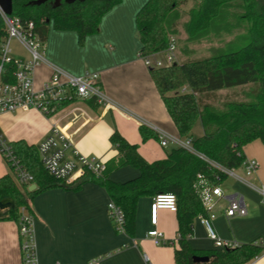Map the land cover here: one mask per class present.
<instances>
[{
	"label": "crops",
	"instance_id": "0c3cea01",
	"mask_svg": "<svg viewBox=\"0 0 264 264\" xmlns=\"http://www.w3.org/2000/svg\"><path fill=\"white\" fill-rule=\"evenodd\" d=\"M146 1L121 0L102 17L98 32L86 37L82 45L76 32L57 31L50 26L43 42V61L34 69L33 84L37 90L49 80L55 68L73 77L85 73L99 75L101 88L113 106L105 108L93 100L68 103L60 111V115L65 116L60 121V128L80 154L105 164L117 156L109 142L114 129L129 143L137 145L138 153L148 162L164 159L170 146L175 147L169 144L164 149L155 138L142 142L138 132L140 125L156 134L174 135L177 132L150 77L149 68L139 56L141 44L135 16ZM20 58L26 60L29 55ZM50 129V121L33 109L0 114V136L8 144L21 140L37 148ZM202 133L201 128V134L196 137ZM192 138H195L193 133ZM242 151L246 160H255L258 164L251 180L264 187V143L253 140ZM237 171L242 174V169ZM8 173L9 167L0 153V177ZM137 175L136 169L122 167L112 171L108 178L124 182ZM218 186L223 197L214 199L211 209L215 213L212 226L216 235L220 240L238 246L245 243L259 245L261 253L246 264H264V206L260 195L232 177H227ZM230 196L243 198L245 216L227 218L224 215ZM151 201V196L138 199L134 234L128 236L116 231L110 222L106 213L110 198L104 187L95 182L86 181L77 190L53 188L36 195L31 208L37 264H174L175 212L159 210L156 224L152 225ZM150 230L160 232L164 240L174 241V245H155L147 236ZM188 243L199 252L221 250L207 237L198 217L193 222ZM0 264H22L15 221H0Z\"/></svg>",
	"mask_w": 264,
	"mask_h": 264
},
{
	"label": "trees",
	"instance_id": "16d2710c",
	"mask_svg": "<svg viewBox=\"0 0 264 264\" xmlns=\"http://www.w3.org/2000/svg\"><path fill=\"white\" fill-rule=\"evenodd\" d=\"M35 0H12V16L23 26L32 23V34L44 42L49 27L57 31H73L80 45L88 36L99 30L102 17L121 0H84L66 3L48 0L34 5ZM238 0H199L188 12L185 30L191 36L201 37L212 31L216 24L226 23L221 7ZM246 6L249 41L241 46L234 43L216 48L211 54L186 60L161 68H149L156 90L180 138L191 141L192 151L173 147L161 160L148 162L114 129L109 142L117 151L115 159L105 164L100 178L85 173L71 183L54 178L43 168L37 148L23 141L9 143L13 154L32 176L35 188L19 184L6 161L10 173L0 177V201L11 198L14 207L1 210L0 221L11 220L17 224L20 209L33 216L32 199L49 189L77 190L86 181L95 182L106 190L110 201L124 214L123 230L133 236L137 201L141 197L172 193L176 197L177 239L174 245V264H246L257 257L262 248L255 243H245L234 249L199 252L188 243L194 220L205 215L200 200V180L205 185L218 186L227 176L220 169L239 168L245 160L243 147L259 139L264 143V9L255 0H240ZM187 0H147L135 16L137 37L141 44L139 56L147 57L164 50L168 36L176 31V9ZM242 19V18H241ZM243 20V19H242ZM6 33L0 20V47ZM15 67L12 63L2 66V81L13 83ZM251 85L246 95L248 101H228L215 106L207 101L216 92ZM67 104V103H66ZM65 103L62 106L66 105ZM196 122L202 135L192 138ZM142 142L157 134L140 125ZM122 167L138 171L137 177L114 182L108 175ZM194 256H206L208 262L195 263Z\"/></svg>",
	"mask_w": 264,
	"mask_h": 264
},
{
	"label": "built area",
	"instance_id": "2783aa9c",
	"mask_svg": "<svg viewBox=\"0 0 264 264\" xmlns=\"http://www.w3.org/2000/svg\"><path fill=\"white\" fill-rule=\"evenodd\" d=\"M0 20L6 33L0 47V114L33 109L50 121L51 129L49 134L37 146L40 163L49 175L64 180L65 183H71L85 173L95 178H100L105 169V163L80 154L73 147L69 136L60 128V121L65 117L60 115L62 104L64 103L68 104L76 100H93L97 105L105 108L113 106L101 88L99 75L97 73H85L83 76L73 77L55 68L42 88L35 89L33 74L35 67L43 61L44 43L35 34H32V23L23 26L17 17L6 15L1 9ZM12 40H15L27 52L29 55L28 59L14 58L10 55V43ZM175 48V41L171 39L167 47L160 52L163 55V59H158L152 55L140 57L148 68L170 66L176 63ZM5 63H12L15 67L13 83L2 81V66ZM68 114L70 116L73 115L71 112ZM157 134L162 148L167 149L168 145L172 144L175 147H183L193 152L190 140L182 141L162 132ZM0 153L10 165L19 184L30 185L33 183L32 176L15 157L12 148L1 136ZM220 169L227 177H232L259 194L264 206V187L256 185L251 180V177L254 176L258 169V164L255 160L245 159L239 168ZM238 169H242V174L238 173ZM199 185H201L200 200L206 214L198 216V219L205 228L207 237L218 249L237 248L238 245L234 242L220 240L212 226L215 213L211 209L214 199L223 197L221 189L219 186L205 185L202 179ZM227 201V206L224 209V215L227 218L246 215L242 197L230 196ZM176 207V197L172 193H162L153 196L150 204L151 224H156L159 210L166 209L175 212ZM106 213L115 230L123 233V211L110 201L106 206ZM18 234L22 264H37L33 216L28 214L23 208L20 209ZM147 236L152 239L155 245H174V241L164 240L163 235L156 230H150Z\"/></svg>",
	"mask_w": 264,
	"mask_h": 264
},
{
	"label": "rangeland",
	"instance_id": "374dc122",
	"mask_svg": "<svg viewBox=\"0 0 264 264\" xmlns=\"http://www.w3.org/2000/svg\"><path fill=\"white\" fill-rule=\"evenodd\" d=\"M196 3H200L199 0H187L185 4L180 5L178 9H176V14L178 15L176 31L168 36V43L173 39L176 44V63L208 56L214 49L223 48L228 44L234 43L235 46H241L249 41V34L247 33L249 24L240 17V14H242L247 5L240 0L226 3L221 7L225 15L223 18H226V23L224 25H221V23L216 24V27H214L207 35L201 37L191 36L186 32L185 25L189 19L188 12L196 5ZM10 48V55H14L18 58L28 56L27 52L23 50L15 40L11 41ZM161 51L153 53L152 56L158 59H163V55L160 53ZM251 88V85H246L237 88L224 89L216 92L213 96L209 97L207 101L215 106H221L228 101H248L249 98L246 95ZM192 133L195 138L201 134L199 122L195 123ZM170 136L179 138L182 141L187 140L186 138H180L177 132Z\"/></svg>",
	"mask_w": 264,
	"mask_h": 264
},
{
	"label": "water",
	"instance_id": "95a60500",
	"mask_svg": "<svg viewBox=\"0 0 264 264\" xmlns=\"http://www.w3.org/2000/svg\"><path fill=\"white\" fill-rule=\"evenodd\" d=\"M48 0H35L33 1L34 5H41L43 3H45ZM66 3H73L75 1H84V0H64ZM0 9L6 14V15H11L12 14V0H0ZM35 188V185L32 184L30 185V187L28 188L29 191L33 190ZM14 207V203L12 201L11 198H6L3 199L2 201H0V209L4 210V209H8V208H13ZM208 257L203 256H194L193 257V261L195 263H206L208 262Z\"/></svg>",
	"mask_w": 264,
	"mask_h": 264
},
{
	"label": "flooded vegetation",
	"instance_id": "af4514ba",
	"mask_svg": "<svg viewBox=\"0 0 264 264\" xmlns=\"http://www.w3.org/2000/svg\"><path fill=\"white\" fill-rule=\"evenodd\" d=\"M255 1L258 4L259 8L264 9V0H255ZM240 15H241L240 17L244 20L245 17H247L246 9L243 10L242 14Z\"/></svg>",
	"mask_w": 264,
	"mask_h": 264
}]
</instances>
